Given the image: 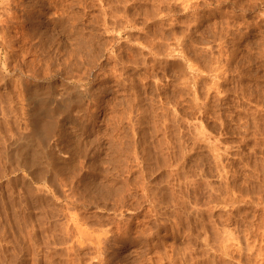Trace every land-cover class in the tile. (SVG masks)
Returning a JSON list of instances; mask_svg holds the SVG:
<instances>
[{"label":"clouds","instance_id":"9594fccd","mask_svg":"<svg viewBox=\"0 0 264 264\" xmlns=\"http://www.w3.org/2000/svg\"><path fill=\"white\" fill-rule=\"evenodd\" d=\"M136 2L123 0V6ZM188 2L193 14L185 20L169 14V36L163 42L169 47L183 45L194 58L196 54L207 58L213 46H223L228 34L209 39L210 23L195 16L201 0ZM163 3L171 7L185 0ZM104 4L105 0H0V147L13 158L20 154L30 159L32 150L40 146L51 164L50 179L71 184L79 178L76 192L84 202L82 210L107 213L102 225L104 264H190L195 245L212 251L203 227L195 236L191 224L182 229L194 205L182 196L158 198L157 193L167 192L168 181L165 177L157 180L150 165L146 171L140 164L138 174L129 180L127 163L135 156L133 117L138 121L141 111L132 76L126 74L129 65L118 50L123 51L121 43L136 47L138 38L129 37L133 29L127 26L106 27ZM203 5L217 6L211 0H203ZM86 7L102 12L93 18ZM230 15L240 18V23L232 25L233 40L239 37L232 76L246 69L249 75L264 79V0H242ZM139 48L143 50L144 45ZM211 60L223 66V54L219 61L214 56ZM180 70L174 67L169 75L162 66L159 72L140 73L137 79L151 78L159 90L169 80L175 81ZM176 168L179 164L172 168L173 174ZM177 181L185 187L192 184L179 177ZM153 249L155 253L150 254ZM93 255H81L65 239L46 241L41 247L16 242L11 259L0 251V264H17L20 258L22 264H40L41 259L44 264L53 260L56 264H93Z\"/></svg>","mask_w":264,"mask_h":264},{"label":"rangeland","instance_id":"374dc122","mask_svg":"<svg viewBox=\"0 0 264 264\" xmlns=\"http://www.w3.org/2000/svg\"><path fill=\"white\" fill-rule=\"evenodd\" d=\"M211 3L217 6L204 7L201 0L195 16L198 21L210 23L209 39L222 38L225 32L228 39L223 41V46L219 43L213 46L207 58L199 54L194 58V54L183 45L169 47L163 42V38L169 36L171 16L185 20L193 14L188 0L171 7L163 0H137L128 7L123 6V0H105L104 8L108 10L103 13V19L106 27L115 25L119 29L127 26L133 29L128 33L129 37L138 38L136 47L121 43L123 51L118 50L119 56L129 65L126 74L132 76L136 104L141 111L138 121L133 117L136 124L135 156L128 160V176L129 180L134 178L140 164L146 171L150 165L157 180L165 177L168 181L167 192L163 196L157 193L158 198L167 200L174 195L182 196L194 205L192 215L187 223L182 224V229L191 224L195 236L203 227L212 251H203V244L195 245L190 264H264V79L249 75L246 69H241L235 78L231 74L237 59L236 41L239 40V37L233 40L232 25L234 21L240 23V18L230 13L242 0H228L226 3L211 0ZM85 11L93 18H98L97 14L102 12L99 8L87 7ZM180 11L187 15H179ZM161 14L163 19L155 18ZM197 27H200L199 23ZM108 38L112 39L111 36ZM140 44L144 45L143 50L139 48ZM141 51L142 56L139 55ZM222 54L221 67L219 62H212L211 57L220 60ZM133 64H142L143 67L134 68ZM162 66L169 75L174 67L181 70L176 73L175 81L169 80L159 86V90L151 78L137 79L140 73L159 72ZM224 71L228 73L226 79L221 78ZM200 131L204 132L198 133ZM124 143L127 146L126 140ZM42 151V147L37 146L30 159L20 154L15 159L6 148L0 147V244L3 245L0 251L11 259L9 255L16 242L20 246L34 243L41 247L46 241L58 243L60 239H68L81 255L96 254L93 255V264H104L102 225L107 213H95L91 208L82 210L85 205L76 192L79 178L71 184L61 178L50 179L51 164ZM177 164L179 168L173 174L172 168ZM177 177L192 181L191 186L178 185ZM78 227L85 233L82 231L84 234L79 235L81 230ZM235 240L239 241L238 247ZM154 253L155 249L150 254ZM22 259L17 264H22ZM54 261L52 264H56ZM40 264H44L42 259Z\"/></svg>","mask_w":264,"mask_h":264},{"label":"bare ground","instance_id":"6f19581e","mask_svg":"<svg viewBox=\"0 0 264 264\" xmlns=\"http://www.w3.org/2000/svg\"><path fill=\"white\" fill-rule=\"evenodd\" d=\"M186 3H187V2H186ZM184 4H185V3H184ZM184 6L186 7V5H184ZM188 7H189V6H188ZM195 12H196V11H195ZM178 49H179V48H178ZM158 52H159V51H158ZM179 52H180V51H179ZM179 52H178V53H179ZM219 58H220V57H219ZM230 58H231V57H230ZM180 59H181V58H180ZM189 60H190V59H189ZM198 60H199V59H198ZM218 60H219V59H218ZM196 61H197V60H196ZM188 62H189V61H188ZM193 63H194V62H193ZM190 64H192V63H190ZM211 64H212V63H211ZM152 65H153V64H152ZM199 65H200V64H199ZM147 66H148V65H147ZM192 66H193V65H192ZM149 67H150V66H149ZM147 68H148V67H147ZM191 68H192V67H191ZM195 68H197V67H195ZM214 68H215V67H214ZM216 70H217V68H216ZM222 70H223V69H222ZM193 71H194V70H193ZM199 71H200V70H199ZM224 72H225V71H224ZM206 74H207V73H206ZM203 79H204V78H203ZM223 82H224V81H223ZM169 83H170V82H169ZM211 83H213V82H211ZM204 84H205V83H204ZM213 85H215V84H213ZM210 87H212V86H210ZM214 87H215V86H214ZM217 87H218V86H217ZM208 90H209V89H208ZM211 91H212V90H211ZM190 92H191V91H190ZM207 92H208V91H207ZM209 92H210V90H209ZM185 93H186V92H185ZM178 95H179V94H178ZM186 95H187V94H186ZM195 95H196V94H195ZM209 95H210V94H209ZM179 96H180V95H179ZM214 96H215V95H214ZM224 96H225V95H224ZM137 97H138V96H137ZM169 97H170V96H169ZM180 97H181V96H180ZM193 97H194V96H193ZM218 97H220V96H218ZM135 98H136V97H135ZM139 98H140V97H139ZM171 98H172V97H171ZM173 98H174V97H173ZM201 98H202V97H201ZM136 99H137V98H136ZM140 99H141V98H140ZM175 99H176V98H175ZM192 99H193V98H192ZM172 100H173V99H172ZM172 100H171V101H172ZM208 100H209V99H208ZM224 100H225V99H224ZM191 101H192V100H191ZM204 101H205V100H204ZM206 101H207V100H206ZM218 101H219V100H218ZM140 102H141V101H140ZM142 103H143V102H142ZM142 103H141V104H142ZM194 103H195V102H194ZM222 103H223V101H222ZM191 104H193V103H191ZM216 104H217V103H216ZM179 105H180V104H179ZM197 105H198V104H197ZM210 106H211V105H210ZM216 107H217V106H216ZM183 108H184V107H183ZM199 108H201V107H199ZM196 109H197V107H196ZM143 110H144V109H143ZM181 111H182V110H181ZM148 112H149V110H148ZM148 112H146V113H148ZM150 113H151V112H150ZM199 113H200V112H199ZM142 115H143V113H142ZM147 115H148V114H147ZM147 115H146V116H147ZM204 116H205V115H204ZM142 117H143V116H142ZM144 118H145V117H144ZM164 120H165V118H164ZM168 121H169V120H168ZM164 123H166V122H164ZM167 125H168V123H167ZM193 125H194V124H193ZM162 127H163V126H162ZM193 127H194V126H193ZM165 129H166V127H165ZM195 129H197V128H195ZM197 130H198V129H197ZM199 130H201V129H199ZM168 131H169V130H168ZM203 132H204V131H202V132L200 131V132H198V133H203ZM177 137H178V136H177ZM200 137H201V136H200ZM1 151H2V150H1ZM3 151H4V150H3ZM42 152H43V151H42ZM145 152H146V151H145ZM2 153H4V152H2ZM35 153H36V152H35ZM9 154H10V153H9ZM37 154H38V153H37ZM39 154H40V153H39ZM32 155H33V154H32ZM146 155H147V154H146ZM10 157H11V156H10ZM31 157H32V156H31ZM155 157H156V156H155ZM1 158H2V157H1ZM16 158H17V157H16ZM16 158H15V159H16ZM5 159H6V158H5ZM7 159H9V158H7ZM17 159H18V158H17ZM3 161H4V160H3ZM8 161H9V160H8ZM12 161H14V160H12ZM17 161H18V160H17ZM136 162H137V161H136ZM18 163H19V162H18ZM0 164H1V163H0ZM20 165H21V164H20ZM3 166H4V165H3ZM21 166H22V165H21ZM27 166H28V165H27ZM27 166H26V167H27ZM45 166H46V165H45ZM1 167H2V166H1ZM32 167H33V166H32ZM35 167H36V166H35ZM43 167H44V166H43ZM4 168H5V167H4ZM30 169H31V168H30ZM0 171H1V170H0ZM6 171H7V170H6ZM7 172H8V171H7ZM14 172H15V171H14ZM29 173H30V171H29ZM48 174H49V173H48ZM40 176H41V175H40ZM40 176H39V177H40ZM2 177H3V176H2ZM15 177H16V176H15ZM47 179H48V178H47ZM10 180H11V179H10ZM55 180H56V179H55ZM57 181H58V180H57ZM130 181H131V180H130ZM49 183H50V182H49ZM28 185H30V184H28ZM59 185H60V184H59ZM34 187H35V186H34ZM41 187H42V186H41ZM37 188H38V187H37ZM39 188H40V187H39ZM26 189H27V188H26ZM29 189H30V188H29ZM45 190H46V188H45ZM55 190H57V189H55ZM62 190H63V189H62ZM64 191H65V190H64ZM18 192H19V191H18ZM54 192H55V191H54ZM32 193H33V192H32ZM35 193H36V192H35ZM172 193H173V192H172ZM56 194H57V193H56ZM158 194H159V193H158ZM35 195H36V194H35ZM59 195H60V194H59ZM163 195H164V194H163ZM163 195H162V196H163ZM170 195H171V194H170ZM234 195H235V194H234ZM259 196H260V195H259ZM43 197H44V196H43ZM66 197H67V196H66ZM170 197H172V196H170ZM226 197H227V196H226ZM40 198H41V197H40ZM54 198H55V197H54ZM162 198H163V197H162ZM24 199H25V198H24ZM69 199H70V197H69ZM258 199H259V197H258ZM10 200H11V199H10ZM64 200H65V199H64ZM66 200H67V199H66ZM235 200H236V199H235ZM255 201H256V200H255ZM12 202H13V200H12ZM64 202H65V201H64ZM72 202H73V201H72ZM65 203H67V202H65ZM73 203H74V202H73ZM227 203H228V202H227ZM59 205H60V204H59ZM67 205H68V204H67ZM195 205H196V204H195ZM232 205H233V204H232ZM70 206H71V205H70ZM72 207H73V206H72ZM76 207H77V206H76ZM227 207H228V206H227ZM202 208H203V207H202ZM65 209H66V208H65ZM196 209H197V208H196ZM261 209H262V208H261ZM204 210H206V209H204ZM4 211H5V210H4ZM12 211H13V210H12ZM19 211H20V210H19ZM47 211H48V210H47ZM62 211H63V210H62ZM196 211H197V210H196ZM262 211H263V210H262ZM60 212H61V211H60ZM69 212H70V211H69ZM202 212H203V210H202ZM252 212H253V211H252ZM6 213H7V212H6ZM24 213H25V212H24ZM58 213H59V212H58ZM75 213H76V212H75ZM7 214H8V213H7ZM7 214H6V215H7ZM15 214H16V213H15ZM73 214H74V213H73ZM261 214H262V213H261ZM64 215H65V214H64ZM75 215H76V214H75ZM199 215H200V214H199ZM50 216H51V215H50ZM194 216H195V215H194ZM74 217H75V216H74ZM100 217H101V216H100ZM200 217H202V216H200ZM17 218H18V217H17ZM17 218H16V219H17ZM6 219H7V218H6ZM51 219H52V218H51ZM76 219H77V218H76ZM201 219H202V218H201ZM260 219H261V218H260ZM57 220H58V218H57ZM63 220H64V219H63ZM12 221H13V220H12ZM100 221H101V220H100ZM203 221H204V220H203ZM256 221H257V220H256ZM13 222H14V221H13ZM215 222H216V221H215ZM23 223H24V222H23ZM44 223H45V222H44ZM66 223H67V221H66ZM204 223H205V222H204ZM48 224H49V222H48ZM72 224H73V223H72ZM194 224H195V223H194ZM45 225H46V224H45ZM50 225H51V224H50ZM50 225H49V226H50ZM75 225H76V224H75ZM46 226H47V225H46ZM88 226H89V225H88ZM91 226H92V225H91ZM54 227H55V226H54ZM65 227H66V226H65ZM76 227H77V226H76ZM253 227H254V226H253ZM25 228H26V227H25ZM27 228H28V227H27ZM36 228H37V227H36ZM55 228H56V227H55ZM61 228H62V227H61ZM78 228H79V227H78ZM58 229H59V228H58ZM79 229H80V228H79ZM183 229H184V228H183ZM192 229H193V228H192ZM195 229H196V228H195ZM249 229H250V228H249ZM253 229H254V228H253ZM41 230H42V229H41ZM51 230H52V229H51ZM53 230H54V228H53ZM63 230H64V229L62 228V231H63ZM80 230H81V229H80ZM80 230H78V231H80ZM208 230H209V229H208ZM62 231H61V232H62ZM82 231H83V230H81V232H79V233H80L79 235H81V233H83V232L85 233V231H83V232H82ZM39 232H40V231H39ZM30 233H31V232H30ZM48 233H49V232H48ZM70 233H71V232H70ZM84 233H83V234H84ZM92 233H93V232H92ZM100 233H101V232H100ZM262 233H263V232H262ZM26 234H27V233H26ZM64 234H65V233H64ZM68 234H69V233H68ZM196 234H197V233H196ZM207 234H208V233H207ZM217 234H219V233H217ZM21 235H23V234H21ZM69 235H70V234H69ZM69 235H68V236H69ZM88 235H89V234H88ZM222 235H223V234H222ZM222 235H221V236H222ZM257 235H258V234H257ZM23 236H24V235H23ZM51 236H52V235H51ZM82 236L84 237V235H82ZM82 236H81V237H82ZM248 236H249V235H248ZM263 236H264V235H263ZM61 237H62V236H61ZM86 237H87V236H86ZM90 237H91V236H90ZM97 237H98V236H97ZM99 237H100V236H99ZM102 237H103V236H102ZM230 237H231V236H230ZM27 238H28V237H27ZM62 238H64V237H62ZM219 238H220V237H219ZM231 238H232V237H231ZM54 239H55V237H54ZM83 239H84V238H83ZM89 239H90V238H89ZM94 239H95V238H94ZM217 239H218V238H217ZM217 239H216V240H217ZM238 239H239V238H238ZM260 239H261V238H260ZM67 240H68V239H67ZM75 240H76V239H75ZM216 240H215V241H216ZM223 240H224V239H223ZM232 240H233V239H232ZM217 241L219 242V240H217ZM224 241H225V240H224ZM224 241H222V242H224ZM235 241H237V240H235ZM247 241H248V240H247ZM254 241H255V240H254ZM31 242H32V241H31ZM96 242H97V241H96ZM98 242H101V241L99 240ZM225 242H227V241H225ZM256 243H257V242H256ZM10 244H11V243H10ZM33 244H34V243H33ZM246 244H247V243H246ZM252 244H253V243H252ZM261 244H262V243H261ZM27 245H28V244H27ZM214 245H216V244H214ZM218 245H219V244H218ZM87 246H88V245H87ZM208 246H209V245H208ZM245 246H246V245H245ZM248 246H249V244H248ZM248 246H247V247H248ZM253 246H254V245H253ZM84 247H85V246H84ZM88 247H89V246H88ZM224 247H225V246H224ZM226 247H228V246H226ZM257 247H258V246H257ZM218 248H219V247H218ZM222 248H223V245H222ZM250 248H252V247L250 246L249 249H250ZM263 248H264V247H263ZM215 249H216V248H215ZM220 249H221V248H220ZM253 249H254V248H253ZM5 250H6V249H5ZM89 250H90V249H89ZM222 250H223V249H222ZM228 250H229V249H228ZM235 250H236V248H235ZM238 250H239V249H238ZM238 250H237V251H238ZM7 251H8V250H7ZM93 251H94V249H93ZM93 251H92V252H93ZM224 251H225V250H224ZM233 251H234V250H233ZM249 251H250V250H249ZM88 252H89V251H88ZM245 252H247V251H245ZM263 252H264V251H263ZM8 253H9V251H8ZM90 253H91V252H90ZM213 253H214V252H213ZM224 253H225V252H224ZM233 253H234V252H233ZM255 253H256V252H255ZM257 253H258V252H257ZM261 253H262V251H261ZM261 253H260V254H261ZM225 254H226V253H225ZM239 254H240V253H239ZM241 254H242V253H241ZM4 255H5V254H4ZM95 255H96V254H95ZM95 255H94V256H95ZM230 255H231V254H230ZM258 255H259V254H258ZM261 255H262V254H261ZM261 255H260V256H261ZM9 256H10V255H9ZM94 256H93V257H94ZM207 256H208V255H207ZM211 257H212V256H211ZM8 258H9V257H8ZM209 258H210V257H209ZM217 258H218V257H217ZM221 258H222V257H221ZM245 258H246V257H245ZM256 258H257V257H256ZM20 259H21V258H20ZM200 259H201V258H200ZM98 260H99V259H98ZM189 260H190V259H189ZM211 260H212V259H211ZM248 260H249V259H248ZM202 261H203V260H202ZM206 261H207V260H206ZM208 261H209V260H208ZM216 261H217V260H216ZM54 262H55V261H54ZM212 262H213V261H212ZM200 263H201V262H200ZM217 263H218V262H217ZM194 264H195V263H194ZM212 264H213V263H212ZM249 264H251V263H249Z\"/></svg>","mask_w":264,"mask_h":264}]
</instances>
